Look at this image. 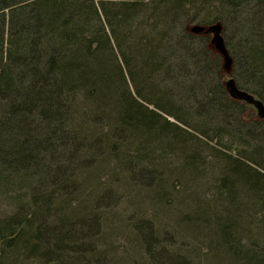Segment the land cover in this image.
<instances>
[{"label": "rangeland", "instance_id": "374dc122", "mask_svg": "<svg viewBox=\"0 0 264 264\" xmlns=\"http://www.w3.org/2000/svg\"><path fill=\"white\" fill-rule=\"evenodd\" d=\"M86 1L92 2L99 14H90L89 4H84L87 22L83 31L93 41V51L88 53L99 60V64L92 63L95 69L102 64L107 70L109 88L94 83L79 89L77 113L71 122L82 140L76 148L57 150L61 158L70 153L80 177L76 194L63 204L65 215L83 219L85 229L79 244H83L85 253H95L71 255L70 262H240L227 248L231 243L223 238L225 229H232L236 237L244 232L241 245L257 242L264 246V233L260 232L264 213L250 190L252 184L245 183L246 177H238L231 184V173L241 172L235 163H245L251 171H264V119L253 105L229 97L225 89L228 97L221 92L225 79L222 56L211 45V35L191 36L187 26L220 21L234 58L231 75L246 88L257 85L256 81L263 82L260 92L264 98V72L262 79L255 80L249 71L250 49L264 48L263 0H186L176 8L172 7L173 0H138L132 3L139 7L132 10L128 6L127 18L120 5L122 0ZM116 13L123 15L117 24ZM144 45L159 48L147 62L146 71L139 56L151 52V48L147 50ZM190 53L191 59L187 57ZM202 60L210 65L204 76L206 83L197 65ZM173 66L187 70L173 74L168 70ZM260 66L264 70V64ZM141 70L146 73L143 78L148 77L172 107L158 105L161 110L139 96ZM103 92L108 96L102 101ZM128 94L161 117L157 115L159 119L153 122L147 115L137 126L127 123L124 113L132 109ZM220 95L221 100L236 102L234 116L239 117L238 121L228 120L221 112L210 116L209 108L208 116L199 112L204 103L200 100L210 98L213 105L220 102ZM155 99L165 101L164 97ZM177 112L188 123L177 120ZM30 122L31 118L25 120L26 124ZM228 125L243 131L234 133ZM221 131L231 132L217 136ZM24 178L16 176L12 184H0V240L5 224L16 213H21L23 219L26 214L28 221L34 219V196ZM92 211H96L94 215ZM62 223L42 231L44 243L49 236L58 239L65 231L79 232V228L72 230L62 227ZM249 231L254 235L253 242ZM30 233L28 230L27 235ZM2 257L0 250V264H50V258H25L24 252H16L14 258Z\"/></svg>", "mask_w": 264, "mask_h": 264}, {"label": "trees", "instance_id": "16d2710c", "mask_svg": "<svg viewBox=\"0 0 264 264\" xmlns=\"http://www.w3.org/2000/svg\"><path fill=\"white\" fill-rule=\"evenodd\" d=\"M136 1L138 0H122L120 5L124 9V17L127 18L130 11H127L128 6L132 10L139 7L136 3H132ZM173 1V8L179 4L183 6L187 2L186 0ZM86 3L89 4L86 0H0V184H12L16 176L25 177L27 188L32 190L35 207L33 221H28L26 214L23 219L19 216L21 213H16L5 224L0 240L2 258H14L16 252L19 254L24 252L25 258H50V264H72L71 255L91 254L95 256L92 251L85 253L83 244H79L84 234L82 230L85 229L83 219L65 215L64 212L65 205L63 204L69 203L71 196L77 192L75 187L80 178L75 171L77 163L75 159L71 161L69 152L62 158L57 154L59 147L76 148L82 140L79 132L73 129L71 122L77 113L76 97L79 89L94 83L103 85L105 89L109 88L106 78L107 70L102 64L95 69L92 63L99 64V60L95 54L88 53V51H93V41L83 31L85 22H87L84 13ZM91 5H93L92 2L89 4L90 14L99 15L97 7ZM173 8L172 11H174ZM117 9L115 7L114 10ZM116 16L117 24L123 15L116 13ZM104 34L108 37L107 33ZM188 34L204 37L210 35L196 34L189 30ZM104 39L103 41L107 42L105 37ZM144 46L147 50L151 48V52L139 56L143 63L142 69L146 71L149 67L147 62L153 59L151 55L158 53L159 48L152 49L151 45ZM250 56L249 71L255 80L262 79L264 70L260 65L264 64V48L250 49ZM187 57L191 59L192 54L190 53ZM201 62V64H195L202 69L203 79L210 65L204 60ZM168 70L173 74H178L177 70L181 72L187 69L175 67L168 68ZM223 72L225 75L224 88L220 90L228 97L225 80L233 74L231 75L232 72L229 75L226 74L224 68ZM145 74L142 70L138 71V77L141 79V87L137 90L139 96L141 95L140 97L147 102L155 103L158 108V105L172 107L166 103L165 95L158 92L157 86L149 81L148 77L143 78ZM206 82L204 78V83ZM255 83L257 85L248 86L249 88L239 83L238 85L264 101L263 93L260 92L263 82L256 81ZM204 89H206V84ZM214 94L217 93L214 92ZM101 95L102 101L104 97L107 100L108 95L105 92ZM157 97H164L165 101L162 99L164 103L157 101L155 99ZM221 97L223 96L220 95V104L217 100L212 105L209 97V100H200L204 103L200 106L199 112L208 116L207 108H209L212 109L208 113L210 116L221 112L228 117V120L235 118V121H238L239 117L234 116L236 102L224 101ZM126 98L132 107L124 113L127 123L142 125L141 122L147 115L152 116L153 122L159 119L157 116L159 114L150 112L129 94ZM176 116L177 120L188 123V120L184 119L179 112ZM28 118H31V122L26 124L25 120ZM37 119L38 124H36ZM230 128L228 125V130L232 129ZM232 130L234 133L243 131L240 127ZM228 132L231 131H221L216 135L220 136L221 133L227 134ZM201 134L205 136V131L202 130ZM58 139L61 141L58 142ZM235 164L241 172L240 174L231 173L234 177L231 184L236 182L238 177L239 179L246 177L245 183L252 184L253 187L250 190L254 199L261 204V211L264 213V186L261 187L264 184V171L256 169L251 171L245 163ZM245 172H248L249 177ZM259 183H261L260 186ZM230 192L234 193L231 188ZM58 194L61 197H58ZM95 212L92 211L91 215ZM36 217H38L37 220ZM63 220L66 222L62 223ZM261 222L260 232L264 233V218ZM58 223L72 230L79 228V232L74 234L72 231H65L58 239L49 236L50 240L44 243L42 231L50 230L51 226L57 228L55 226ZM28 230H31L29 235H27ZM242 234L236 237L232 229H225L223 236L224 239L230 240L231 245L229 247L226 245L227 248L233 251L237 258H240V262L236 264H264V246L257 242L241 245V239H244L245 233L242 232ZM249 234L250 242H253L254 235L250 231Z\"/></svg>", "mask_w": 264, "mask_h": 264}, {"label": "water", "instance_id": "95a60500", "mask_svg": "<svg viewBox=\"0 0 264 264\" xmlns=\"http://www.w3.org/2000/svg\"><path fill=\"white\" fill-rule=\"evenodd\" d=\"M187 29L196 34H211V43L217 52L222 56L224 71L229 75L233 70V57L222 34V23L220 21L210 25L195 23L193 25H189ZM225 88L231 98L245 101L246 103L253 105L257 110L258 116L264 119V101L261 98L245 89L240 88L233 76H228L225 80Z\"/></svg>", "mask_w": 264, "mask_h": 264}, {"label": "flooded vegetation", "instance_id": "af4514ba", "mask_svg": "<svg viewBox=\"0 0 264 264\" xmlns=\"http://www.w3.org/2000/svg\"><path fill=\"white\" fill-rule=\"evenodd\" d=\"M211 35V34H210Z\"/></svg>", "mask_w": 264, "mask_h": 264}]
</instances>
